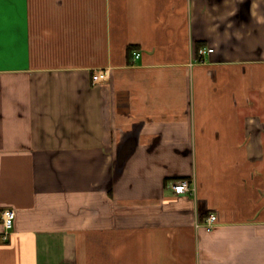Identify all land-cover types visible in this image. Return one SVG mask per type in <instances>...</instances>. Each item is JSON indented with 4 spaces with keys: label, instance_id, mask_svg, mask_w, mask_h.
<instances>
[{
    "label": "crops",
    "instance_id": "0c3cea01",
    "mask_svg": "<svg viewBox=\"0 0 264 264\" xmlns=\"http://www.w3.org/2000/svg\"><path fill=\"white\" fill-rule=\"evenodd\" d=\"M0 264H264V0H0Z\"/></svg>",
    "mask_w": 264,
    "mask_h": 264
},
{
    "label": "built area",
    "instance_id": "2783aa9c",
    "mask_svg": "<svg viewBox=\"0 0 264 264\" xmlns=\"http://www.w3.org/2000/svg\"><path fill=\"white\" fill-rule=\"evenodd\" d=\"M213 52V49H204L201 50L202 54L211 53ZM109 72L108 70H97L94 71L92 74V81L94 84H100L105 83L109 78ZM171 189L175 192L177 195L186 194L191 191L189 181L186 179L177 180L176 182L173 181L170 183ZM16 214L15 210L13 209H6L2 212V219H3V226L4 230L2 233V238L4 240H7L11 230H13V224ZM217 221V215H211L206 220V225L210 228L214 227L215 222Z\"/></svg>",
    "mask_w": 264,
    "mask_h": 264
}]
</instances>
